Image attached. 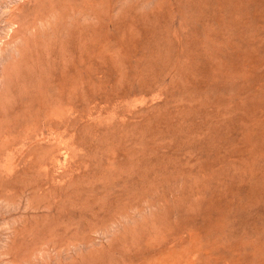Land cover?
Masks as SVG:
<instances>
[{
  "label": "rangeland",
  "instance_id": "rangeland-1",
  "mask_svg": "<svg viewBox=\"0 0 264 264\" xmlns=\"http://www.w3.org/2000/svg\"><path fill=\"white\" fill-rule=\"evenodd\" d=\"M0 264H264V0H0Z\"/></svg>",
  "mask_w": 264,
  "mask_h": 264
}]
</instances>
